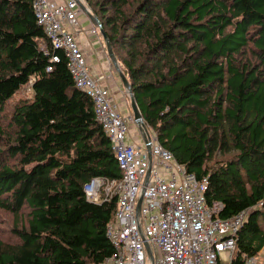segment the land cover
Masks as SVG:
<instances>
[{
    "label": "trees",
    "instance_id": "obj_1",
    "mask_svg": "<svg viewBox=\"0 0 264 264\" xmlns=\"http://www.w3.org/2000/svg\"><path fill=\"white\" fill-rule=\"evenodd\" d=\"M33 0H0V264H103L116 199L86 201L94 177L118 180L111 143ZM110 43L148 130L208 178L206 202L246 212L230 264L264 246V0H83ZM31 81V84L29 82ZM29 90L30 96L22 91ZM23 94L17 100L18 95Z\"/></svg>",
    "mask_w": 264,
    "mask_h": 264
},
{
    "label": "built area",
    "instance_id": "obj_2",
    "mask_svg": "<svg viewBox=\"0 0 264 264\" xmlns=\"http://www.w3.org/2000/svg\"><path fill=\"white\" fill-rule=\"evenodd\" d=\"M32 9L50 44L41 49L49 57L46 72L59 62L55 54L59 51L75 87L91 99L95 120L109 139L121 172L118 180L94 177L83 186L90 203L117 201L114 221L106 229L114 252L103 264H230L246 212L219 218L206 203L208 178L188 173L153 131L143 132L132 116L120 113L106 85L109 76L90 74L70 31L79 27L78 15L91 12L83 0H33ZM99 31L95 25L91 33ZM132 122L137 127L134 136L129 131ZM261 260L264 264V256Z\"/></svg>",
    "mask_w": 264,
    "mask_h": 264
},
{
    "label": "crops",
    "instance_id": "obj_3",
    "mask_svg": "<svg viewBox=\"0 0 264 264\" xmlns=\"http://www.w3.org/2000/svg\"><path fill=\"white\" fill-rule=\"evenodd\" d=\"M55 1L62 2V1H66V0H55ZM78 16L79 17L77 19L79 22V27L74 28V29L71 28L70 31L73 33L75 41L78 44L80 50L82 51V53H83V55L87 61V65L89 67L90 74L93 77H97V76L102 75V74L109 76L108 80L106 81V85L109 88L110 93L113 96L115 102H117L116 105L118 106L120 113L126 117L131 116L132 112H131V106H130V104H131L130 98L127 94L126 89L123 87L116 70L114 69L111 62L107 58L106 44H105L103 37L100 35V31L96 32L95 34H92L91 30L93 29V27L95 25L90 21V19L88 18V16L85 13H81ZM131 135L134 136L135 132L131 131ZM132 138H134V137H132ZM135 139H136V137H135ZM85 199H86V197H85ZM86 201H87V199H86ZM219 205H221L220 209H219ZM208 207L211 210L215 211V213H217V215H218V213L222 209V204L219 202L216 204L215 207H211L209 205H208ZM114 217H115V214H114ZM114 217L111 220V222L107 225V227L111 223H113ZM107 227H106V229H107ZM234 253H235V249L230 255L231 261L234 258V256H233ZM260 253L264 254V246L261 249V251L259 252V254ZM259 254H258V256H259ZM258 256L254 257V258H257ZM250 259H253V258H250ZM250 259H247L246 262ZM261 262H262V260H261Z\"/></svg>",
    "mask_w": 264,
    "mask_h": 264
},
{
    "label": "water",
    "instance_id": "obj_4",
    "mask_svg": "<svg viewBox=\"0 0 264 264\" xmlns=\"http://www.w3.org/2000/svg\"><path fill=\"white\" fill-rule=\"evenodd\" d=\"M80 6L83 8V9H86V7L83 5V4H80ZM87 16L88 18L90 19V21L94 24V25H97V26H100V35L103 37L104 41H105V44H106V55H107V58L108 60L111 62L112 66L114 67V69L116 70L120 80H121V83L123 85V87L126 89L127 91V94L130 98V101H131V112H132V117H133V121L135 124H137L138 126H140V129L143 130V132H147V128L143 122V119H142V116L140 114V111L138 110L137 108V105L134 101V98L132 96V92H131V87L126 79V77L123 75V73L121 72L119 66H118V63L114 57V54L112 52V49H111V46H110V43L108 42V39L106 37V35L104 33H102L101 31V25L99 23V20L98 18L93 15L91 12H88L87 11ZM145 136V134H144Z\"/></svg>",
    "mask_w": 264,
    "mask_h": 264
},
{
    "label": "rangeland",
    "instance_id": "obj_5",
    "mask_svg": "<svg viewBox=\"0 0 264 264\" xmlns=\"http://www.w3.org/2000/svg\"><path fill=\"white\" fill-rule=\"evenodd\" d=\"M79 17V16H78ZM26 90L22 91V93H25V95L30 96L29 90L25 88ZM20 96H24L23 94L18 95L15 100H17ZM117 103V102H116ZM132 116V114H131ZM129 131L136 132L137 133V127L134 125V123H129ZM149 132H152L149 130ZM13 218L11 215L3 213L0 211V234L1 236L5 237L8 235V229L12 227ZM235 257V253L233 254ZM264 254L259 255L257 258H253L252 261L249 262V264H261V259L263 258Z\"/></svg>",
    "mask_w": 264,
    "mask_h": 264
}]
</instances>
